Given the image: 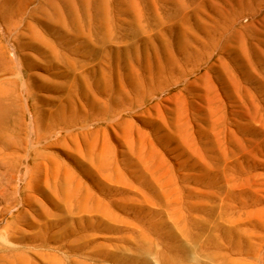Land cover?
Returning <instances> with one entry per match:
<instances>
[{"label": "rangeland", "instance_id": "374dc122", "mask_svg": "<svg viewBox=\"0 0 264 264\" xmlns=\"http://www.w3.org/2000/svg\"><path fill=\"white\" fill-rule=\"evenodd\" d=\"M0 109V264H264V0H0Z\"/></svg>", "mask_w": 264, "mask_h": 264}, {"label": "bare ground", "instance_id": "6f19581e", "mask_svg": "<svg viewBox=\"0 0 264 264\" xmlns=\"http://www.w3.org/2000/svg\"><path fill=\"white\" fill-rule=\"evenodd\" d=\"M48 44H50V43H48ZM52 51H54V50L52 49ZM57 52H59V50H57ZM68 60L71 61L70 59H68ZM67 110L68 109H57V110H55L54 113L50 116L49 123H48L49 125L47 127L48 128L60 127V129L65 130L67 133H71L73 131L72 127L74 125V122H76V121H74L73 125H72L70 120L67 117H65V113H67ZM0 111H1V109H0ZM38 122L39 121H38V116H37V120H35L36 125H37ZM0 125H1V123H0ZM5 129H6L5 126H0V139H1L2 135H3V130L5 131ZM21 130H23V129H21ZM19 132L21 133V131H19ZM0 142H1V140H0ZM5 144L6 143H4V145ZM3 149L0 150V214H3V211L6 212L7 206H8L7 204L11 203L10 201L15 200V198H16L15 195H16V192H17V188L16 187L13 188L14 184H13L12 180L14 178L16 168H17V166L19 164V160H21L20 159L21 156H17L18 154L17 155L16 154L13 155V153H12V155H9V154L6 153L7 152L6 149H4V150ZM33 152L37 153L38 152V147H35L33 149ZM37 159L38 158L35 157V159L33 160V165L34 166H32V169L35 168ZM4 168L7 169V171L3 172ZM29 171H31V170H29ZM29 171H28V173H29ZM7 176H9L10 180L9 179L7 180ZM28 186H29V184H28Z\"/></svg>", "mask_w": 264, "mask_h": 264}]
</instances>
